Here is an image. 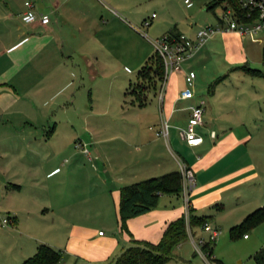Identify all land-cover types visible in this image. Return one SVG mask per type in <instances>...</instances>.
<instances>
[{
    "label": "crops",
    "instance_id": "1",
    "mask_svg": "<svg viewBox=\"0 0 264 264\" xmlns=\"http://www.w3.org/2000/svg\"><path fill=\"white\" fill-rule=\"evenodd\" d=\"M32 1L37 13L49 14L47 24L23 21L25 0H0V264H20L35 253L40 243L62 250L63 256L57 264H110L134 239L157 243L171 221L187 215L189 206L196 214L205 216L212 228H218L220 217L228 209L234 214L246 213L241 222L248 213L264 206L261 163L264 152L254 151L250 144L254 136L252 128L264 126V115H255L250 109L254 97L218 95L219 85L227 74L211 86L223 70L249 74L242 66H250L259 56L264 61V35L214 33L191 57L182 61L181 71L164 75L162 81L148 89L143 105L133 103L126 94L133 83L129 82L124 96L131 105L141 108L151 93L156 96L159 125L154 129L149 125L150 133L139 128L121 133V164L108 161L93 178L89 167L82 165L89 175L84 186L71 173L79 165L65 166L60 150L52 154L37 150L58 130L55 125L49 134L46 132L45 119L49 114L43 108L62 92L70 95L72 71L85 67L97 70L103 67L100 56L121 55V26L139 40L141 33L121 15V0L115 1L116 7L105 0ZM187 4L190 6V1ZM222 5L225 7L226 2ZM219 22L217 15L210 24ZM198 28L194 24L168 23L162 32H184L195 38ZM156 34L152 38L143 35L153 46V53L152 39L159 36ZM217 56L218 68L211 70L208 66ZM190 70L196 74L188 85L185 76ZM186 87H190L192 95L180 99L179 93ZM88 94L92 101L91 89ZM201 102L203 123L197 129L204 139L201 144L190 146L183 139V128L187 125L190 106ZM163 120L168 122L167 136L160 132ZM181 162L195 178L188 192L183 189L179 194H162L156 207L129 218L124 229L119 216L121 187L180 170ZM79 184L86 190L80 191ZM3 216H8L10 222L3 223ZM199 228L203 226L189 230L188 236L174 248V256L184 252L183 246L190 239L196 251L211 264L196 242ZM244 238L250 236L244 233ZM256 238L259 245H264L258 232ZM261 250L264 246L257 253ZM214 262L223 263L217 257Z\"/></svg>",
    "mask_w": 264,
    "mask_h": 264
},
{
    "label": "rangeland",
    "instance_id": "2",
    "mask_svg": "<svg viewBox=\"0 0 264 264\" xmlns=\"http://www.w3.org/2000/svg\"><path fill=\"white\" fill-rule=\"evenodd\" d=\"M105 1L114 7H116L115 1L120 2V0ZM189 1L190 6L187 4ZM211 1L121 0V15L133 28L140 31L141 39L139 40L137 36L131 35L132 33L122 29L121 26L120 56H100L99 62L103 64V67L97 70L91 71L85 67V69L72 71L70 95L67 96L68 92H62L56 99L48 100L43 108L46 114H49V118L45 119L46 132L49 134L55 125H58V130L44 145L40 144L41 146L39 145L37 150L50 154L60 150V156L65 166L69 164L72 167L79 165L71 173L72 177H77L79 183L84 186L87 182L85 178L89 177V175L93 178L94 175L96 176L103 171L104 163L107 164L110 161L111 164L120 165L121 133H125L126 130L132 128L147 130L150 133L151 131L148 130L149 125L153 129L159 125L158 100L153 93L149 95L147 104L141 108L131 105L124 96V91L129 82H133L131 83V88L138 90L139 96L144 95L142 88H151L148 85L151 82V78L142 79L143 81L141 82L139 80L136 81L137 72L145 64V58L154 51L151 43L146 41L147 39L143 35H149L152 38L154 37L153 34L157 35L156 33H159L158 35L161 36L163 35L162 31H164L165 24L168 23H171V26L176 24L190 26L194 24L195 28L210 25L211 22H215L217 15L222 14L224 8L222 3L214 10L207 9V4ZM153 13L156 16L154 18L152 17ZM102 19L104 21L107 20L106 13L103 14ZM145 19L150 22L153 19L154 27L153 25L151 27L149 24L146 25ZM148 27L150 30L147 29ZM138 45L140 49H138ZM256 53L254 52V55ZM218 57H216V61H212L210 66H208L211 70L218 68V66H215V63L220 61ZM151 63H156L155 58L151 59ZM250 66L264 71V61L260 56L253 60ZM225 74H227V77L219 85L218 95H242L241 97L243 98L246 96L254 97L255 100L252 99L254 102H252L250 109H253L252 111H254L255 115H264V78L249 75L242 70H223L216 77ZM208 75H210V72ZM89 89L92 91V101L89 98ZM128 95L129 98H133V95ZM239 106L247 108L245 104H239ZM252 129L254 136L250 144L254 151H262L263 153L264 132L262 131L264 126L261 128L254 126ZM72 135L73 137L71 138ZM11 142L14 144V149L16 140L13 139ZM70 142H72V145ZM261 163L264 169V163ZM82 165H87L91 174L88 175L87 168ZM95 166L97 169H95ZM60 176L63 177L64 175ZM78 188L80 191L86 190L81 184H79ZM245 214H234L232 209H228L220 217L221 219H219L218 223L219 236L213 244L212 255L207 256L211 264H216L214 262L215 257L223 261V263L218 262V264H257L254 255L264 245H259L256 233L258 232L264 241V222L257 227L245 230L235 238L230 236L231 226L240 222ZM48 217L52 219L51 215ZM104 228L105 225L102 224L101 229L104 230ZM244 233L250 238H244ZM199 237L200 239L203 237L208 240L209 232L200 228L196 229L195 239L198 243ZM186 242H184L186 244L183 246L184 252L182 251L178 256H174L173 251L172 258L166 264H209L202 254L196 251L190 239L186 240ZM259 254L261 255V251Z\"/></svg>",
    "mask_w": 264,
    "mask_h": 264
},
{
    "label": "trees",
    "instance_id": "3",
    "mask_svg": "<svg viewBox=\"0 0 264 264\" xmlns=\"http://www.w3.org/2000/svg\"><path fill=\"white\" fill-rule=\"evenodd\" d=\"M223 2H226V5H230L243 18L245 17V20H251L250 17H246V11L240 7L239 0H212L207 4V8L214 10ZM153 58L156 60L154 64L151 63V59ZM242 68L251 75L264 77V71L260 68L251 66H242ZM224 77L221 76L215 80L211 86L213 87L215 83ZM147 78H151V82L148 84L150 87H155L164 78V64L157 51L147 59L145 64L137 72L136 81L139 80L141 82L143 81L142 79ZM131 85L127 89L126 94L133 95V103L145 104L147 89L149 87H145L146 89L142 88L144 95L139 96L138 90L132 89ZM14 186L19 187V184H14ZM183 187L184 176L181 170L171 171L123 185L120 189L121 198L119 204L121 226L126 229V221L129 218L143 214L156 207L162 194H179L183 190ZM194 211V208L189 206L187 215L183 214L171 221L157 243L134 239L133 243L124 248L110 264H166L172 258L174 248L188 236L189 230L191 231V228L194 226H203L206 223V217L198 215ZM262 221H264V206L251 211L240 223L232 226L230 228V236L235 238L245 230L255 227ZM214 241L208 239L201 245V249L207 256L213 253L212 244ZM62 256L63 252L61 249L53 247L48 243H40L35 253L24 259L20 264H57ZM255 259L258 263L264 262V250H261V255L257 253Z\"/></svg>",
    "mask_w": 264,
    "mask_h": 264
},
{
    "label": "built area",
    "instance_id": "4",
    "mask_svg": "<svg viewBox=\"0 0 264 264\" xmlns=\"http://www.w3.org/2000/svg\"><path fill=\"white\" fill-rule=\"evenodd\" d=\"M27 9L22 14V19L26 23L47 24L50 21L48 13H37L33 8L32 0H25ZM240 7L246 11V17L251 20H245L240 14L236 12L230 5L223 8V12L219 15L220 22L217 25H203L197 30L196 37L193 38L184 32L178 33H165L155 39L152 43L155 51L159 53L164 64V75L168 76L174 71H181V63L186 58L191 57L211 35L219 31H236L241 36H256L264 35V0H239ZM155 13L152 14V17ZM145 24H150L149 20L145 19ZM195 71L190 70L186 73L185 79L188 85L193 83ZM192 95L190 87H186L179 93L180 99L189 98ZM203 103H197L190 106V113L187 120V125L183 128V139L190 146H196L202 143L204 137L198 131V125L203 123ZM162 134L167 136L168 122L163 120ZM211 135L214 136L215 132L212 131ZM180 170L184 176V192L193 186L195 178L187 170L186 164L181 162ZM2 222L7 224L10 222L8 216L2 217ZM203 229L209 232V238L215 240L219 236L220 230L212 228L208 223L203 225ZM102 233V231L100 232ZM246 236V235H245ZM206 239H199V246L202 245Z\"/></svg>",
    "mask_w": 264,
    "mask_h": 264
}]
</instances>
